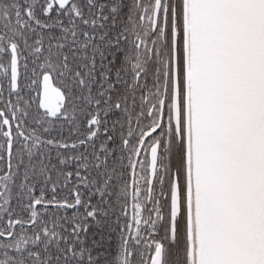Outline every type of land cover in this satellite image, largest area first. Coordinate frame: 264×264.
Returning <instances> with one entry per match:
<instances>
[{"label": "snow or ice", "instance_id": "1", "mask_svg": "<svg viewBox=\"0 0 264 264\" xmlns=\"http://www.w3.org/2000/svg\"><path fill=\"white\" fill-rule=\"evenodd\" d=\"M0 165V264H264V0H0Z\"/></svg>", "mask_w": 264, "mask_h": 264}, {"label": "trees", "instance_id": "2", "mask_svg": "<svg viewBox=\"0 0 264 264\" xmlns=\"http://www.w3.org/2000/svg\"><path fill=\"white\" fill-rule=\"evenodd\" d=\"M128 2H131V0H128ZM21 74H22V81H23V73H24V69L23 67H21L20 69ZM29 75H30V70H29ZM33 95H35V93H33ZM54 135L57 136V138H63L65 140H67L69 143H71V141L75 138L74 135L71 134V128L69 125H64L63 126V130L61 131L59 128L57 129L56 132H54ZM3 165H0V168H3ZM67 170H72L71 167H69ZM73 180L75 179V177L72 178ZM71 187V186H70ZM51 186H48L47 191V196L46 198H50L51 197V191H50ZM82 191L86 190L82 189ZM35 196H39L40 195V185H37V188L34 192ZM57 196L59 199H63L64 197H69L71 198L69 189L66 188H61L58 189L57 192ZM87 198V197H85ZM92 203H95V199H93L91 201ZM38 211L43 212V208L42 207H38ZM52 209H49V212H52ZM81 211H83L81 209ZM112 221H115V217L112 218ZM90 223V227H89V232L87 233V236L91 239V240H101V237L105 238V248L101 249V251H103L105 253V257L108 260H114L115 259V252H116V244H117V240H118V236L116 233H110L109 231V223H104L102 224L100 227L95 226L94 222H89ZM112 227H115V224L112 223ZM94 234V235H93ZM109 235H111V247H108L109 241H108V237ZM145 249H147V247H143Z\"/></svg>", "mask_w": 264, "mask_h": 264}, {"label": "flooded vegetation", "instance_id": "3", "mask_svg": "<svg viewBox=\"0 0 264 264\" xmlns=\"http://www.w3.org/2000/svg\"><path fill=\"white\" fill-rule=\"evenodd\" d=\"M145 2L147 3V0H145ZM145 23H147V21H145ZM147 122V121H146ZM133 127H135V121L133 120ZM129 179H131V177H129ZM6 223V222H5ZM141 251L143 252L144 254V259H147L148 256H149V250L148 249H145V248H142ZM140 259V256L138 255L137 256V260Z\"/></svg>", "mask_w": 264, "mask_h": 264}]
</instances>
